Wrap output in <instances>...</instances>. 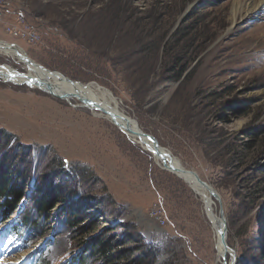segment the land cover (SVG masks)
I'll list each match as a JSON object with an SVG mask.
<instances>
[{
  "label": "rangeland",
  "instance_id": "obj_1",
  "mask_svg": "<svg viewBox=\"0 0 264 264\" xmlns=\"http://www.w3.org/2000/svg\"><path fill=\"white\" fill-rule=\"evenodd\" d=\"M244 1L5 0L0 42L73 83L111 92L123 115L219 194L235 264H264V134L250 133L264 127V0L241 9ZM26 25L36 42L8 31ZM17 62L0 55V66L30 75ZM0 132V170L31 171L27 200L0 218V231L32 210L44 186L59 200L43 222L53 235H34L21 255L0 233V264L39 253L74 264L87 254L81 243L97 237L113 242L119 264H221L202 199L81 100L0 80ZM79 208L97 226L82 237L67 228Z\"/></svg>",
  "mask_w": 264,
  "mask_h": 264
},
{
  "label": "bare ground",
  "instance_id": "obj_2",
  "mask_svg": "<svg viewBox=\"0 0 264 264\" xmlns=\"http://www.w3.org/2000/svg\"><path fill=\"white\" fill-rule=\"evenodd\" d=\"M249 1L250 0H245L243 3H241L240 8L244 9L245 7H247L250 4ZM20 54L23 56L22 58H20ZM0 55H3L4 57L10 60H14L15 62L18 61L17 63L24 64L27 67L28 71H30V75H29V73L28 74L18 73L16 70H13L9 66H0V80L15 85H21V86L28 85L36 89H37L36 84L39 85L41 84L43 87L39 88L40 90L54 97L57 96L63 97L64 98L63 100L66 99L68 102H71L75 98L81 101L83 100L82 102L84 104L85 101L98 103L100 106H102V108L105 111H107V113L100 108L99 109L93 108L91 107V105L89 107L86 106L85 107L92 110L95 115L102 118H106L113 123H114V121L112 120L113 118L109 115V113L113 114V116L117 115V116L125 117V120H121L120 117L118 119L119 124L120 125L123 124L122 126L123 129H125V131L127 130V127L135 132L141 130L135 120L121 113L120 104L112 95V93L102 88L98 84L92 83L89 85H84L79 83H72L64 79L59 74H52L51 72L42 68L41 65L37 63H35V65L34 64L27 65L26 61H28L29 57L23 52H21V50L18 49L17 46L12 47L11 44H7L6 42H0ZM49 79H52V81H49ZM124 133L133 142L142 145L145 150L152 152L153 155L155 156L156 162L159 163L161 167H163L164 158L162 155L158 157L154 153V147L147 146V144H145L144 141L140 140L135 134L128 132H124ZM164 151L168 152L167 150ZM172 157L173 159L170 160L176 167L180 168L181 170L187 171V169L183 167V165L180 163V161L177 158H175L174 156ZM179 176L184 179L183 181H185L188 178L186 174L185 175L179 174ZM188 185L202 199L205 206L206 215L209 218V220L213 223L218 261L221 264H228L227 259L229 258V254H230L231 257L230 264H234V257L236 258L234 250H232L229 247L227 241L225 245L221 239V235L225 229V226L221 215L219 217L216 211L217 203L219 200H217L216 196H214L211 193V191H209L208 188L200 186L199 184H197V182L191 181L189 182ZM207 185L211 189H213L214 193L218 194L213 187H211L209 184Z\"/></svg>",
  "mask_w": 264,
  "mask_h": 264
},
{
  "label": "trees",
  "instance_id": "obj_3",
  "mask_svg": "<svg viewBox=\"0 0 264 264\" xmlns=\"http://www.w3.org/2000/svg\"><path fill=\"white\" fill-rule=\"evenodd\" d=\"M185 68L186 67L182 64L181 60L179 62H176L173 70V78L179 81L186 71ZM237 111H241V109ZM250 133L253 136L264 134V127L260 129L251 130ZM5 138L8 137L5 136ZM1 140H3V138L1 137L0 132V141ZM29 172L31 173L29 168L26 170L22 169L20 172L17 173L14 170H6L5 168L0 170V215L5 214L6 217H8L7 219H9V217L13 213L18 212L21 205L23 206V202L27 200V182H25V178H28ZM44 188L45 190H43L41 193L39 191L40 194L33 200V211L31 210L29 213L21 212V215L19 213V219L21 222L20 226L24 227L27 232L32 233L31 238L34 239V235H36V239H38L39 237L46 238L47 231L50 230L52 234L53 226L51 225L47 228L44 226L43 222L47 223L51 220V212H53L57 201H59L56 200V192L54 193L53 189L48 188L47 190L46 186H44ZM37 189L39 190V188ZM37 189L35 190L38 191ZM61 200L64 201V198H62ZM250 202L253 203L254 200H250ZM89 218L90 215L81 210V208H79V213L71 215V217L67 220L68 230H79L81 237L94 232L97 227L96 223L94 221L88 224L85 223V221H87V219ZM81 244V246H86L85 250L87 254L85 256L78 257L75 260L74 264H85L84 262L87 259V256H91L95 260H103V264H119L114 254V244L112 241H109L104 237H97L92 241V243L84 241ZM147 262L148 261L145 259L142 261H131V263L129 264H147ZM40 264H51V262H49L48 259H45L43 256Z\"/></svg>",
  "mask_w": 264,
  "mask_h": 264
},
{
  "label": "water",
  "instance_id": "obj_4",
  "mask_svg": "<svg viewBox=\"0 0 264 264\" xmlns=\"http://www.w3.org/2000/svg\"><path fill=\"white\" fill-rule=\"evenodd\" d=\"M12 47H14V46H16V45H11ZM23 56L20 54V58H22ZM23 60V59H22ZM26 63H27V65L29 64V65H31V64H34L35 65V62L34 61H32L30 58L28 59V61H26ZM44 68V67H43ZM45 69V68H44ZM52 74H59V73H56V72H51ZM22 75V74H21ZM60 76H62L61 74H60ZM63 77V76H62ZM64 79H66V80H68V81H70V82H74V81H72V80H70V79H68V78H65L64 77ZM37 85V87L38 88H42L43 86L40 84H36ZM59 97V99H61V100H63L64 98L63 97H60V96H58ZM66 100V99H65ZM83 101V100H82ZM91 105V107H93V108H100V109H102L103 111H105L103 108H102V106H100L98 103H93V102H90V101H85V104H84V106H86V107H89ZM106 113H107V111H105ZM109 115L113 118L112 120L114 121V123H115V125L121 130V131H123V132H128V133H132V134H135L140 140H142V141H144L145 142V144H147V146H149V147H154V153L159 157V156H163V160H164V162H163V169L164 170H166V171H168L169 173H171V174H173V175H175V176H177L180 180H184L183 178H181L180 176H179V174H186L187 176H188V178L184 181V182H186V183H188L189 184V182H197V184H199L200 186H202V187H205V188H208L209 189V191H211V193L214 195V196H216V198L219 200V202L221 201L220 200V196L218 195V194H216V193H214L213 192V189H211L208 185H207V183L206 182H204V181H202L201 179H200V177H199V175L196 173V172H193V171H189V170H187V171H185V170H181L180 168H178V167H176L173 163H172V161L170 160V159H173V157H172V154L168 151V152H166V151H164V150H166V149H164L163 147H161V145L159 144V142L157 141V139L154 137V136H152V135H149V134H146V133H144L143 131H138V132H135V131H133L132 129H130V128H128L127 127V130L125 131V129H123V124L122 125H120L119 124V122H118V119H119V117L121 118V120H125V117H121V116H117V115H114L113 116V114H111V113H109ZM125 127V126H124ZM168 158V159H167ZM185 172V173H184ZM221 217H222V220H223V222H224V226H225V229H224V231H223V233H222V235H221V239H222V242L226 245V239H227V222H226V220H225V217H224V214H223V212H221ZM235 261H236V258L234 257V264H235Z\"/></svg>",
  "mask_w": 264,
  "mask_h": 264
},
{
  "label": "built area",
  "instance_id": "obj_5",
  "mask_svg": "<svg viewBox=\"0 0 264 264\" xmlns=\"http://www.w3.org/2000/svg\"><path fill=\"white\" fill-rule=\"evenodd\" d=\"M5 3H6L5 0H0V17H2V15L5 12V5H6ZM19 22L24 25L25 24L24 18L23 17H20L19 18ZM28 29L29 28L26 25V27H25L24 30L23 29H20V28L19 29L18 28H10L8 31H9V33H11V34H13L14 36H17V37L29 36V37H31V39H32L33 42H36L38 40V36L36 35L35 32L31 31L30 29L28 30ZM153 217H155V219H157V220L160 219L161 212L159 213L158 216L157 215H154Z\"/></svg>",
  "mask_w": 264,
  "mask_h": 264
}]
</instances>
